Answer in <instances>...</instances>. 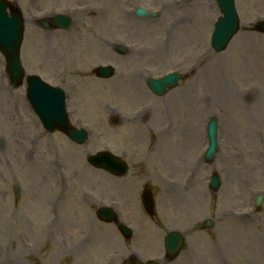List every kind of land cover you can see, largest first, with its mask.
I'll list each match as a JSON object with an SVG mask.
<instances>
[{
  "label": "rangeland",
  "instance_id": "obj_1",
  "mask_svg": "<svg viewBox=\"0 0 264 264\" xmlns=\"http://www.w3.org/2000/svg\"><path fill=\"white\" fill-rule=\"evenodd\" d=\"M16 1L26 18L22 59L27 72L66 83L69 94L76 89L70 116L75 125L87 127L89 139L76 143L61 131L46 130L28 105L25 86L12 87L5 73L0 76V264H140L150 259L264 264V33L257 29L264 0H235L240 29L221 51L211 45L221 14L216 0ZM87 1L91 9L74 18L69 33L46 30L31 18L54 4ZM137 5L160 15L136 17ZM104 63L115 67L111 78L95 74ZM172 68L182 74L177 86L153 94L148 79ZM230 87L236 96L229 97ZM240 105L249 120L240 115ZM214 115L220 157L201 166L190 185L201 188L205 180L200 192L195 189L197 199L189 196L185 204H176L158 179L164 170L185 174L202 145L201 126ZM193 127L200 133L195 146L185 139ZM24 147H29L26 158ZM103 149L124 156L130 171L151 182L155 216L140 202V182L131 197L133 182L89 164L88 155ZM219 167L222 183L215 192L208 177ZM16 182L20 199L13 190ZM204 190L207 196L200 199ZM258 194L263 202L254 208ZM101 201L119 212L132 207L121 218L134 226L131 238L118 224L98 219ZM245 207L250 208L243 212ZM208 218L211 228L202 225ZM173 229L182 231L186 243L169 260L163 236Z\"/></svg>",
  "mask_w": 264,
  "mask_h": 264
},
{
  "label": "water",
  "instance_id": "obj_2",
  "mask_svg": "<svg viewBox=\"0 0 264 264\" xmlns=\"http://www.w3.org/2000/svg\"><path fill=\"white\" fill-rule=\"evenodd\" d=\"M219 5L222 9L223 16L220 17L216 23V29L213 37V45L217 50L224 49L229 43L232 36L239 28L240 20L238 13L235 8L234 0H218ZM2 5L6 6V1H2ZM4 9H1L0 15V35L6 38V41L3 42L0 40V47L8 55L10 62V69H13L16 77L21 75L22 67L19 59V46L22 36L23 20L18 11H12L11 17H7L3 12ZM140 11V13H142ZM259 28L264 30V22L259 24ZM110 68H103L102 70L108 71ZM36 79V77H33ZM179 76H175L171 81L167 77L159 78L155 81L156 88H160L164 91L167 87L174 86L178 80ZM34 80V79H33ZM35 81V80H34ZM43 87V86H41ZM160 90V91H161ZM38 97L35 94V100H38L37 105L42 109H51L52 104H54L56 99H59L60 93L57 89H53L47 86L37 89ZM64 112V109H63ZM64 117L58 123L55 122L54 116L50 117V125L54 126H64L66 123V114L63 113ZM83 134L81 130H73V134ZM214 132V131H213ZM215 134V133H214ZM214 136V135H213ZM83 139V138H82ZM215 139V138H214ZM93 163L96 165L107 166L112 169L114 172L122 173L126 170V165L117 157L112 156L109 152H99L91 156ZM106 210V209H104ZM112 212L104 213V216L110 219L112 217ZM125 231L127 228H123ZM182 237L179 233L172 232L168 236L167 248L171 255H174L178 252L182 245ZM148 264H156L150 262Z\"/></svg>",
  "mask_w": 264,
  "mask_h": 264
},
{
  "label": "bare ground",
  "instance_id": "obj_3",
  "mask_svg": "<svg viewBox=\"0 0 264 264\" xmlns=\"http://www.w3.org/2000/svg\"><path fill=\"white\" fill-rule=\"evenodd\" d=\"M137 83H138V87H139V91H144L143 90V86H142V82L140 81V79L137 81ZM222 88H223V91L224 92H227V85H223L222 86ZM230 92L228 93V95H229V97H231V95H233V96H236L233 92H232V89H231V87H230ZM246 93H248V92H246ZM226 95V94H225ZM224 95V96H225ZM225 99V98H224ZM231 103V102H230ZM246 108V107H245ZM244 108V106L243 105H240V110H239V113H240V115L243 117V118H245L246 120L248 119H250L249 118V116H248V113L245 111L246 109ZM262 108V107H261ZM262 112V111H261ZM236 116H239V114L236 112ZM193 130L192 131H190L189 132V134L186 136V138L185 139H187V141L191 144V145H193V146H195L196 145V143L198 142V140H199V138L198 137H200V133L198 132L197 133V131H195V129H194V127L192 128ZM201 134H202V126H201ZM182 142H180L179 143V145H177V147H176V152H178V150L180 149V146L182 145L181 144ZM181 150V149H180ZM183 150V149H182ZM179 155H180V153H179ZM164 157H166V155H164ZM220 157V155L219 154H217V158H219ZM181 164V163H180ZM177 171H179L180 172V170H182V164H181V169L179 170V169H176Z\"/></svg>",
  "mask_w": 264,
  "mask_h": 264
}]
</instances>
